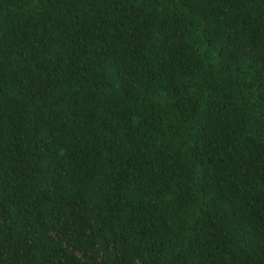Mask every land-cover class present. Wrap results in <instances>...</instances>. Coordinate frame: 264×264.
Instances as JSON below:
<instances>
[{
  "label": "trees",
  "instance_id": "trees-1",
  "mask_svg": "<svg viewBox=\"0 0 264 264\" xmlns=\"http://www.w3.org/2000/svg\"><path fill=\"white\" fill-rule=\"evenodd\" d=\"M0 264H264V0H0Z\"/></svg>",
  "mask_w": 264,
  "mask_h": 264
}]
</instances>
